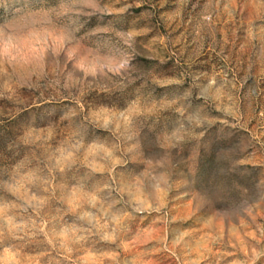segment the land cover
Segmentation results:
<instances>
[{"label": "rangeland", "instance_id": "obj_1", "mask_svg": "<svg viewBox=\"0 0 264 264\" xmlns=\"http://www.w3.org/2000/svg\"><path fill=\"white\" fill-rule=\"evenodd\" d=\"M0 264H264V0H0Z\"/></svg>", "mask_w": 264, "mask_h": 264}]
</instances>
